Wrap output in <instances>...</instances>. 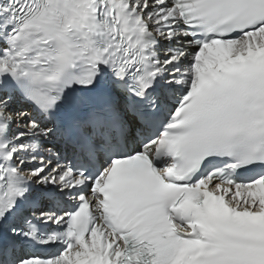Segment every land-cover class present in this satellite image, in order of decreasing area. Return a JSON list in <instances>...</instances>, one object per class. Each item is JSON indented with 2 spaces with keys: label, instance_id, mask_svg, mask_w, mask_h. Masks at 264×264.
<instances>
[{
  "label": "snow or ice",
  "instance_id": "obj_1",
  "mask_svg": "<svg viewBox=\"0 0 264 264\" xmlns=\"http://www.w3.org/2000/svg\"><path fill=\"white\" fill-rule=\"evenodd\" d=\"M0 264H264V0H0Z\"/></svg>",
  "mask_w": 264,
  "mask_h": 264
}]
</instances>
